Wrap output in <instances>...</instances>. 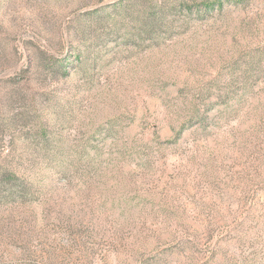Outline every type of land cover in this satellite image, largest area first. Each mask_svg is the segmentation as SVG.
I'll list each match as a JSON object with an SVG mask.
<instances>
[{
  "label": "rangeland",
  "instance_id": "374dc122",
  "mask_svg": "<svg viewBox=\"0 0 264 264\" xmlns=\"http://www.w3.org/2000/svg\"><path fill=\"white\" fill-rule=\"evenodd\" d=\"M0 264H264V0H0Z\"/></svg>",
  "mask_w": 264,
  "mask_h": 264
}]
</instances>
